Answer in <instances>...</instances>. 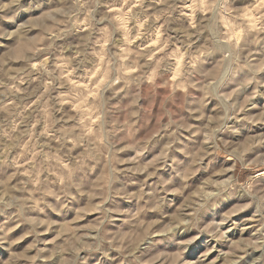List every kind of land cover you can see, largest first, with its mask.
Listing matches in <instances>:
<instances>
[{
    "label": "clouds",
    "instance_id": "obj_1",
    "mask_svg": "<svg viewBox=\"0 0 264 264\" xmlns=\"http://www.w3.org/2000/svg\"><path fill=\"white\" fill-rule=\"evenodd\" d=\"M0 264H264V0H0Z\"/></svg>",
    "mask_w": 264,
    "mask_h": 264
}]
</instances>
